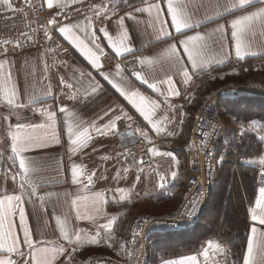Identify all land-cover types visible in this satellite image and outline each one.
Segmentation results:
<instances>
[{"label":"crops","instance_id":"0c3cea01","mask_svg":"<svg viewBox=\"0 0 264 264\" xmlns=\"http://www.w3.org/2000/svg\"><path fill=\"white\" fill-rule=\"evenodd\" d=\"M83 2L85 0H79L75 3L73 0H53L51 9H48L46 4L45 6L48 12H53L78 6ZM118 2L119 0H97L94 3V5L100 6L102 13L107 9L106 14L102 15L104 20L100 25L94 23V16L97 14L93 8L88 13L57 20L56 34L73 53L68 60H61L52 49L22 48L15 45L14 49L5 51L0 46V62L4 63V72H11L12 81L16 85L19 97L17 103L28 105L13 110L5 101L0 99V196L19 195L21 191L20 176H17L15 181L11 178V173L18 169V159L15 165L12 160L8 159L9 156L14 155L11 152V138L7 135L9 125L14 127L16 123H22L47 126L51 123L47 114H42L36 109H47V111L55 113L54 126L41 130L39 133L43 135L46 131L48 139L45 145L32 147L23 153L31 159L36 168L34 173L28 174V179L37 187L36 196L31 199L27 195L24 196L22 206L25 211V223L29 227L37 247H62L64 249L62 253L56 254L52 264H85L88 258L93 255H109L121 260L126 258L133 218L147 213L148 211L144 210L148 208H155L160 210L159 212H163V203L179 198L178 195L173 197V184L174 181H177L180 173L183 176L184 174L176 157L171 156L173 170L167 169L165 176L167 185L161 188L155 168L129 169L118 154L113 153L117 146L115 131L100 134L92 127L93 124L98 128L103 127L115 117H120L126 121L130 120L128 117L133 118L134 116L143 119L136 108L113 87V84L119 85L127 92L139 90L145 98L146 107L153 112L152 118L157 127L163 129L162 132L158 133L152 125L148 124L151 130L148 136V140L152 144L151 149L155 148L157 153H173L171 148L177 149L188 140L190 132L185 131L188 130V126L190 131L193 121L190 120V124H187L186 121L187 116H190L189 106L195 105L197 100L210 94L209 91L212 88L210 83L218 79L217 77L220 78L222 72L227 74L229 71L236 70L239 62L247 58L264 56V28L259 25L254 29V34L248 37V47L245 49L246 52L257 53L255 56L246 55L244 59H238L230 37V21L245 12L264 7V0H258L244 10L235 11L225 10L230 7L231 0H181L186 14L192 18L194 23L199 25L186 30L183 35L176 33L171 25L170 16L166 10V0H144L128 7H119ZM148 3H161V18L166 21V27L171 32V38L158 39L159 34L152 26L149 14L135 11L136 8L147 7ZM4 12L9 11L6 10L5 5L0 4V14ZM127 13H131L133 18H129ZM217 13L220 14L217 15ZM121 17H124V29L128 33V37L123 40L122 47H130L133 51L116 55L99 29L106 28L113 39L120 43L122 29L119 20ZM89 21L95 28V35L98 37L97 43L104 53L108 52L118 59L135 55L140 64L139 69L135 72H141L150 83L162 82L167 79V76H172V87L176 89L179 95L172 93L170 86L165 83L158 84L159 92L148 88L133 76L134 72H128L120 65V68L117 69L115 64L103 63L99 53L97 54L100 67L93 68L79 49L58 30L65 24L85 27ZM218 25H224L226 30L227 38L223 41V48L219 43V34L213 31ZM159 27L157 24L156 28ZM73 32L79 35L81 39H85L84 33L77 28H73ZM197 32L206 37L205 59L210 63L204 66L205 70H193L185 57V64L189 67L191 76L188 83H185L183 77L163 56V52L169 44L176 43L182 40L184 36L194 35ZM85 42L88 43L87 39ZM91 46L89 44V47ZM177 46L179 49L180 45ZM93 51L96 50L93 49ZM181 55L184 56L182 51ZM145 57L151 59L153 63L141 64L140 59ZM220 61L223 63H219ZM50 70L52 73L58 74L57 81L54 80L53 82ZM81 71L85 74L91 73V77L84 80V87H87L90 82H98L100 89L95 95L85 97L83 88H80L79 98L69 99L73 91L79 87L73 78L78 79ZM105 75L108 79H105ZM61 77L66 83H73L74 88L69 89L62 86ZM222 78L224 77L222 76ZM235 88L241 87L235 86ZM61 90L67 92L65 96L67 104L64 106L67 111L63 113L59 111L61 105L56 99V95ZM88 90L90 91V88ZM30 96L35 97V103L28 104ZM137 101L139 102V97ZM148 101H155L158 107H153ZM181 102L188 104V109L185 107L180 119L175 107ZM110 109L111 111H109ZM105 113L108 114L105 115ZM116 122L117 120H115V124ZM235 124L237 127L241 126L238 122ZM249 124L250 122L243 125L259 138L264 136V131L258 127L249 128ZM69 125L73 127L75 134H79L84 128H88L90 139H86L83 146L72 144L67 131ZM179 131L182 137L177 139L175 137ZM168 132L173 133V135H167ZM75 138L76 136L73 135L72 139ZM73 148L76 150L72 151ZM260 156L238 157L237 162H234V167L236 169L238 163L255 167L259 170V176L260 173H264V165L259 163ZM73 164L79 166L77 171L81 182L77 184L72 182ZM172 171L178 173L174 179L171 177ZM6 173H8L7 176ZM89 176H92L90 184L88 183ZM222 179L211 193L207 205V214L204 218V222L213 228V233L202 238L197 251L186 255L162 258L158 260L157 264H164L166 260H175L191 255H196L200 264H217V262L223 264L225 260L227 264H233L228 257L227 241L229 237L222 235L231 231H245V243L239 263L243 264L251 226L255 225L259 230L264 231V226L259 225L258 221H251V213L249 212L250 208L255 207V200L259 196L258 189L264 185L261 187L254 186L252 199H248L250 194L247 195L248 200L244 197L242 204L245 206L248 202L250 203L247 206L248 217L243 218L239 210L237 194L233 192V186L238 185L239 179L232 176L230 186L225 184L226 179L223 181ZM47 193H52V195L47 196ZM96 194L100 195L99 202L92 199H81L75 206L72 204V200L77 197H93ZM40 196L44 197L43 201L39 199ZM77 210L81 214L80 218H77ZM86 216H91L92 219L84 218ZM114 216L117 217V220L112 228L110 230L103 229L101 225L107 223ZM57 217L65 223L71 242L65 240L61 234ZM13 222L15 231L21 240V248L27 253L29 250L23 244V229L20 226L18 212L13 217ZM98 231L99 236H97ZM76 233H79L81 237L79 244L75 242ZM93 236H96L99 243L87 242ZM150 238L151 241L148 243L150 245L153 244V239L157 241L153 235ZM209 241L221 244L226 251L216 255L210 251L206 261L201 253L204 248L208 247ZM26 258L30 259V257ZM20 264H23V258H21Z\"/></svg>","mask_w":264,"mask_h":264},{"label":"snow or ice","instance_id":"6c2138e0","mask_svg":"<svg viewBox=\"0 0 264 264\" xmlns=\"http://www.w3.org/2000/svg\"><path fill=\"white\" fill-rule=\"evenodd\" d=\"M73 2H79V0H73ZM143 2V0H142ZM258 0H231L230 7L226 8V11H235V10H244ZM25 3L30 7L32 6L31 0H25ZM48 9L53 7V0H44ZM0 4L6 6V10L13 12H23V9L14 8L11 0H0ZM61 6V5H57ZM92 8L96 10L97 15H104L107 12V9L102 13L100 12L99 5H92ZM166 10L168 15L170 16V22L174 31L183 35L186 30H190L193 27H198V23H194L192 18L186 14L184 8L182 6L181 0H166ZM136 12H147L151 18L152 26L154 30L158 32V39H168L171 38V32L167 30L166 21L161 18V3H148L147 7L136 8ZM154 13V15H153ZM220 13H217L219 15ZM27 16V13H24ZM60 15V13H57ZM129 18H133L131 13L126 14ZM49 25L55 26L57 24L56 17H52L47 21ZM160 27L157 29L156 25ZM120 28L122 32L120 34V43H117L113 37L108 33L106 28H100L99 31L104 35V37L108 40L109 45L114 50L116 55H123L125 53H130L133 51L132 48H124L122 47L123 40L128 37L127 30L124 29V17H121L119 20ZM264 28V7H260L255 9L254 11L245 12L243 15L236 16L234 19L230 21V37L234 44L235 55L238 59H244L246 55L255 56L257 53L255 52H246L245 49L248 47V37L254 34V29L257 26ZM73 28H77L81 32L84 33L85 39H87L88 43L85 42V39H81L79 35H76L73 32ZM91 29V30H89ZM59 32L63 34V36L69 40L79 51L89 60L93 68H99L100 64L99 56L103 55V49L100 48V45L97 43L98 37L95 35V28L89 21V24L85 27H81L80 25H70L65 24L59 27ZM35 31V30H33ZM45 35L48 39H51L48 36L47 29H44ZM215 33L219 34V43L221 44V48H223V41L226 37V30L224 25H218L216 29L213 30ZM22 36H25L28 41L32 40L31 36H28L27 33H21ZM10 41L4 40L3 43L7 44ZM89 44L92 46L89 47ZM180 45L178 49L177 45ZM16 46H21V42L16 41ZM206 47V37L201 33L197 32L194 35L184 36L182 40L177 41L176 43L169 44L163 52V56L168 60V62L172 65L173 68L176 69L177 73L180 74L185 83L191 79L189 74V67L185 64V57L187 62L190 63V67L193 70H205L204 66L209 64L210 62L205 59L204 49ZM95 49L96 51H93ZM7 51V49H5ZM181 51L184 56L181 55ZM141 64H152L153 61L147 57L140 59ZM219 63H223L220 61ZM120 66L117 65V69ZM133 76L140 81L142 84L146 85L150 89H154L159 92L160 89L158 87L159 83H165L170 86V91L176 95L179 93L176 91L173 85L172 76H167V79L164 81H156L150 83L147 78H145L141 72H134ZM91 77V73L85 74L84 72H80L79 78H73L76 81V84L79 85L76 91H73L72 95L69 99H78L80 88H83L85 97L90 95H95L100 89V85L98 82H90L87 87H84V80ZM222 78V77H221ZM105 79H108L107 75H105ZM60 83L62 86H65L69 89L74 88L73 83H66L64 78H60ZM113 87L120 92L122 96H124L129 103H131L136 110L140 113L145 121L148 124L152 125L156 132H162L163 129L157 127L156 123L153 120V112L148 110L145 104V98L141 95L139 90L127 92L123 88H121L117 84H113ZM90 88V91L88 90ZM139 97V102L137 98ZM0 99L6 102V104L11 109L23 108L27 107L26 104L17 103L19 97L16 89L15 83L12 81L11 72H4V63L0 62ZM35 103V97L30 96L28 99V104ZM153 107H158L155 101H148ZM37 111H41L42 114H47L48 120L51 122L49 125H25L22 123H16L13 126L9 125L7 135L11 138V152L14 154L9 156L8 159L13 161V164H16L18 159V169L16 172L11 173V178L15 181L17 176H20V194L19 195H4L0 196V264H20L21 258H23V264H52L53 260L56 258L57 253H62L64 249L61 248H50V247H37L36 243L33 241L31 232L29 227L25 223V211L23 208L24 196L27 195L30 199L33 196L37 195V187L33 185V182L28 179L29 173H34L36 168L33 165L31 159L23 153L27 152L32 147H43L48 139L47 133L41 135L39 134L41 130H45L46 128H50L55 124V113L49 112L47 109H36ZM60 112H66L67 109L64 106L59 108ZM111 111V109L109 110ZM108 113H105L107 115ZM120 119V117H115L108 124L103 127H95L93 124L92 127L94 130L100 134H106L108 131H115L116 124L115 120ZM131 119V117H128ZM213 127L214 126H210ZM249 128H260L264 131V124H261L258 120H252L248 125ZM67 131L69 133V139L72 140V144H79L83 146L84 141L86 139H90L88 135L89 129L84 128L82 132L79 134H75L73 132V127L71 125L68 126ZM246 131L243 124L240 126V133L243 134ZM73 135L76 136L75 139H72ZM141 136H144L146 139L147 133L141 132ZM167 135L171 136L173 133L168 132ZM210 135V133H206V136ZM261 140H264V136L260 137ZM59 142V141H57ZM205 142H202V146H204ZM75 151L76 149H71ZM151 152H156L155 148L149 149ZM170 155V154H168ZM142 164L143 161L141 160ZM259 163L264 165V155L259 157ZM78 167L73 164L72 166V182L74 184L80 183L81 181L78 178ZM6 176L8 173L5 174ZM178 175L177 171L171 172V177L174 179ZM160 184L159 187L163 188L165 186L164 182L166 177L163 175L159 176ZM92 182V176L88 177V183ZM259 196L255 200V207L250 208L249 212L251 213V221H258L259 225L264 226V187L258 189ZM47 196H51L52 193H47ZM199 195V194H198ZM39 199L41 201L44 200L43 196H40ZM88 200L92 199L95 202H99L100 195L96 194L93 197H77L72 200V204L75 206L78 200ZM193 208L195 207V201L192 202L191 205ZM18 212L20 226L23 229V244L27 246L28 252L21 248V240L15 231V226L13 222V217ZM192 213H189L191 215ZM77 218H80L81 214L79 210L76 212ZM84 218L92 219L91 216H86ZM57 223L59 224L61 234L63 235L65 240H69V233L66 230V225L64 222L60 220L59 217L56 218ZM117 220V217H113L109 219L107 223L101 225L103 229L110 230ZM99 231L97 232V236H99ZM133 237H135V232L133 233ZM81 241V237L79 233H76V243L79 244ZM88 243H99V240L96 236L90 237L87 241ZM111 247V245H109ZM124 247V245H121ZM75 250V249H74ZM210 251L216 254L225 253L226 249L219 243H213L212 241L208 242V247L204 248L202 251V255L207 261L209 257ZM16 257V258H13ZM26 257H30L26 258ZM164 264H200L198 257L196 255L181 257L180 259L175 260H166ZM219 264V262H217ZM223 264H227L225 260ZM243 264H264V231L259 230L255 225L250 228V235L247 239V248L246 252L243 256Z\"/></svg>","mask_w":264,"mask_h":264},{"label":"built area","instance_id":"2783aa9c","mask_svg":"<svg viewBox=\"0 0 264 264\" xmlns=\"http://www.w3.org/2000/svg\"><path fill=\"white\" fill-rule=\"evenodd\" d=\"M11 2L14 8H22L23 12L9 11L0 14V46L2 49H14L16 41L19 40L22 48L52 49L61 60H68L73 55L71 49L56 34L57 24L49 25L47 21L52 17H56L59 21L88 13L97 0H85L78 6L53 12L47 11L44 0H31V7L25 3V0H11ZM24 13H27V16ZM103 20L102 15L94 16L96 25L102 24ZM45 28L51 39L45 35ZM21 33H27L32 40L28 41ZM4 40L10 42L4 44ZM101 60L105 64L120 65L128 72H135L140 66L135 55L118 59L106 52L101 55ZM57 77V73L51 72L53 82L57 81ZM240 90L242 89L235 88V86H227L202 99L194 111L187 142L177 149L171 148L173 153L149 151L152 144L140 133H147L148 137L151 130L142 118L134 116L129 121L122 118L117 120L114 132L117 146L113 153L118 154L129 169L155 168L158 176H166L167 169L173 170L171 156L176 157L184 174L182 198L170 212L144 213L134 219L126 258L121 260L107 255H93L85 264H147L148 240L151 234L188 231L200 223L211 191L217 185L225 165L230 161L237 162L238 159L237 150H230L225 146L226 123L220 113L219 101L223 97H230L226 92H242ZM66 95L67 92L62 90L56 95L61 106L67 104ZM186 106L184 102H181L175 107L180 119ZM206 133L210 135L206 136ZM180 137L182 136L179 131L175 138ZM205 141L206 143L202 146V142ZM164 183L167 185V179ZM255 185L256 187L264 185V173L259 174ZM193 201H195L194 208L191 206ZM189 213L192 214L189 215ZM134 232L135 237H133Z\"/></svg>","mask_w":264,"mask_h":264},{"label":"trees","instance_id":"16d2710c","mask_svg":"<svg viewBox=\"0 0 264 264\" xmlns=\"http://www.w3.org/2000/svg\"><path fill=\"white\" fill-rule=\"evenodd\" d=\"M141 2L142 0H127L126 5H122L121 7H128ZM260 60H264V56L247 58L239 62V64H237V67L244 63L248 64ZM219 108L220 113L223 117H233L240 122H248L254 119L264 122V96L240 95L234 98L223 97L219 101ZM244 134L245 135L243 138L233 139L234 144H232L229 134L227 135L226 133L227 137L225 139V145L228 146L227 143H229L230 146L228 147L231 150L235 148L237 150V157L239 158L259 156L263 154L264 141L254 133L245 132ZM234 166V161L228 162L225 165L218 182H220V180L223 178L222 181L226 179L225 184H228L230 186V178L232 176H235V178L239 179L238 185L233 186V192L237 194L240 213H242L243 218H247V206L250 202H248L245 206L242 203H244V197L245 199H247V195L249 194L250 196L248 199L253 198L254 186L258 178L259 170L255 167L247 166L243 163L236 164V169ZM181 174L182 173H180L179 177L177 178V181H174L173 197H175V195H179L177 191H179L180 188L182 189L183 187ZM217 185L212 189L211 193L217 187ZM181 191L183 193V190ZM206 214L207 207L202 214L200 223L197 224L192 230L151 234V236L153 235L155 239H157V241L153 239V244H148L147 264H157L158 260L162 258H171L174 256L186 255L197 251L202 238L210 233H213V228L207 225L206 222H204ZM222 236L229 237L228 241L226 239H223L227 241L229 260L232 261L233 264H239L242 257V248L245 243V231H231L223 234ZM150 239L151 238L149 237L148 243H150Z\"/></svg>","mask_w":264,"mask_h":264},{"label":"rangeland","instance_id":"374dc122","mask_svg":"<svg viewBox=\"0 0 264 264\" xmlns=\"http://www.w3.org/2000/svg\"><path fill=\"white\" fill-rule=\"evenodd\" d=\"M126 3H127V0H119V2H118L119 7H121L122 5H126ZM223 73L224 72H222L221 74L224 78H221L222 76L220 78L217 77L218 79L213 80V82L210 83V85L212 87L211 90L209 91L210 94L217 91L218 89H222L226 86H236V87H241L239 89H242V90H240L242 92H238L236 94L235 92H229L228 91L226 93L228 95H230V97H227V98H234V97L240 96V95L264 96V60L251 62L248 64L244 63V64L238 66L236 70L234 69L233 72L229 71V73H227V74H223ZM205 97L197 100V103L195 105L189 106L190 116H187L188 117L186 119L187 124L191 123L190 120H193L194 110H196L198 103L202 99H204ZM186 108L188 109V104H187ZM223 118H224V121L226 123V133H227V135L229 134L230 141L232 144H234L233 139L243 138L245 135L244 134L245 132H250V130L245 128L246 131L243 134H241L240 133V127H237L235 122H238L239 124H244V123L251 122L252 120L248 121V122H240V121H237L236 119H234L233 117L230 118L228 116H224ZM254 120H256V119H254ZM258 121H260V120H258ZM260 122L264 124L263 121H260ZM185 132H190L189 126H188V130H186ZM227 135H226V137H227ZM227 144H228V146H230L229 143H227ZM225 146L227 148H229L227 145H225ZM233 149L235 150V148H233ZM182 177H183V175H182ZM181 190H183V187H182V189L180 188V190L177 191V193L179 194L178 195L179 198H177V199L175 198L171 202H165L162 204L164 206V209L162 210L163 212H159L160 210L155 209V208H148L147 210H144V211H148L147 213H152V214H163V213L170 212L172 209H174L178 205V202H180V199L182 198V191ZM164 211H166V212H164ZM134 219H135V217L133 218V222H134ZM107 256H109V255H107Z\"/></svg>","mask_w":264,"mask_h":264}]
</instances>
